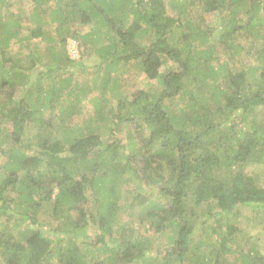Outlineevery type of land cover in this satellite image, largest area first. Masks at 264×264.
Here are the masks:
<instances>
[{
    "label": "trees",
    "instance_id": "trees-1",
    "mask_svg": "<svg viewBox=\"0 0 264 264\" xmlns=\"http://www.w3.org/2000/svg\"><path fill=\"white\" fill-rule=\"evenodd\" d=\"M9 1L20 3L0 0V264H264L257 242H237L241 218L264 228V0H20L27 25ZM241 42L254 65L233 70ZM163 60L173 67L160 72ZM133 69L158 86L122 93ZM123 208L168 249L117 240Z\"/></svg>",
    "mask_w": 264,
    "mask_h": 264
},
{
    "label": "rangeland",
    "instance_id": "rangeland-1",
    "mask_svg": "<svg viewBox=\"0 0 264 264\" xmlns=\"http://www.w3.org/2000/svg\"><path fill=\"white\" fill-rule=\"evenodd\" d=\"M167 4L169 2H171L172 0H166ZM17 2L20 3H16V1H9L7 4L9 6H11L12 10L9 13H15L17 10L15 8L20 7L19 5H22L24 3H21L20 0H17ZM6 4V5H7ZM24 7V8H23ZM23 8V19H24V24L27 25V20H26V16L28 13V7L26 4H24L22 6ZM168 14L172 17H177V11L172 9L171 6H168ZM4 12L5 11H0L1 16H4ZM198 14V8H195L193 12H191L192 16H196ZM25 17V18H24ZM207 21L209 22L210 25H212L213 21L217 20V18L215 16H211L209 15V17H206ZM31 27V26H29ZM26 32V31H25ZM25 32L23 33V35H25ZM37 42H39L37 40ZM242 46L245 48L244 52L242 55H240L238 58H236L235 60L230 62L231 68L233 70L236 69H246L249 66H253L254 62H253V58L249 57L247 55V44L246 42H241ZM66 49L69 53V55H71L72 57H79V53L78 55L76 54V45L73 42H69L66 46ZM82 51V50H81ZM93 54V53H92ZM88 55L85 54V58L89 57L87 59V63L89 66H92L93 64H97L98 60L97 57L94 55ZM172 64L169 61L163 60V67L161 69L160 72H164L170 68H172ZM120 73V72H119ZM121 75V73H120ZM125 77H127V74H123ZM82 83V82H79ZM91 85V84H90ZM149 85H156L158 86V81H152V82H148L147 79L143 76L142 72L136 69H133L131 71V74L129 76V78L122 84L121 90L122 93L127 94L128 96L131 94L130 92L132 91H136V90H142V91H148ZM86 89V87H85ZM21 90L18 89V91L15 94V97H20L21 96ZM96 92H89L88 95L86 97H82L81 99V103H82V107H81V114L79 117L76 118V121L79 122L81 119H86L87 117H89L92 114V108L90 106L89 100L96 96ZM115 100H112L110 103V107H115L114 104ZM178 107H182V105L178 104ZM108 108V106L106 107ZM127 126L125 125H121L119 127V132H115V136L114 138L117 140H120L122 143L123 141L121 139L125 140V133H126V128ZM102 131H100L101 133ZM62 135H60V138H58L59 140H61ZM101 137L103 138V140L108 139L109 137H106L104 134H101ZM33 149H26L25 153L27 155L33 154ZM35 155H37V153H34ZM3 162V159L0 158V163ZM259 168V167H258ZM260 169V168H259ZM260 173V171H257ZM260 184L262 186H264V180H262V176L260 177ZM125 189L130 190L132 189V187L130 186H126ZM158 197V193L155 192L152 196V199ZM159 202L163 205H165V201L164 199H160ZM204 207L200 208L197 212L198 215H201L204 213ZM121 219L119 222V227H117L116 230H118V234L115 236V238L118 240V238H120L121 235H126L128 236L129 234L132 235L133 238H142L145 237L147 238V240L150 241L152 247L149 248L150 252L155 253L156 250H164L165 248L168 249L167 245H166V239H167V234L163 233V234H155L152 230L150 231L148 228V224H146L144 222H141L140 219L142 220L143 216L141 218L138 217V215H135L133 217H131V215L129 216V213L127 211L124 210V208L121 210ZM200 217V216H199ZM198 217V218H199ZM201 218H199L198 220H200ZM241 222H239V225L241 227L242 230V235L240 237H237V242H239L240 244H248V245H252L253 243H256V245H258V247L260 249H262V251L264 250V228L260 225L257 226V221H252V222H247L245 219L241 218L240 219ZM121 223V224H120ZM244 234H245V238H244ZM251 237V238H255L253 240H248L251 243H248L247 238ZM255 240V242H253ZM234 254V253H233ZM233 254L232 257H233ZM143 264V263H142Z\"/></svg>",
    "mask_w": 264,
    "mask_h": 264
}]
</instances>
